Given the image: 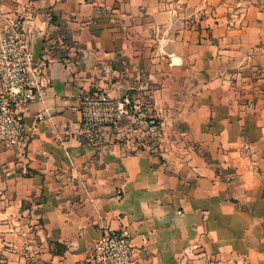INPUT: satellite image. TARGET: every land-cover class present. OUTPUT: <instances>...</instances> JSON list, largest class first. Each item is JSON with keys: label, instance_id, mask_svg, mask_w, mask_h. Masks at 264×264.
<instances>
[{"label": "crops", "instance_id": "crops-1", "mask_svg": "<svg viewBox=\"0 0 264 264\" xmlns=\"http://www.w3.org/2000/svg\"><path fill=\"white\" fill-rule=\"evenodd\" d=\"M0 9L27 13L42 47L65 29L80 56L63 49L41 75L24 155L0 143V264H96L109 228L130 235L135 264H264V0ZM88 89L142 94L155 150L79 142Z\"/></svg>", "mask_w": 264, "mask_h": 264}, {"label": "built area", "instance_id": "built-area-1", "mask_svg": "<svg viewBox=\"0 0 264 264\" xmlns=\"http://www.w3.org/2000/svg\"><path fill=\"white\" fill-rule=\"evenodd\" d=\"M35 34L27 13L0 9V143L13 147L19 157L24 155L28 138L24 108L40 99V77L57 52L74 45L71 34L63 29L50 36L39 55L33 57L31 43ZM65 54L62 53L68 62L80 59L75 51ZM141 95L110 96L102 89L83 90L78 106V141L98 151H111L115 141L123 140L155 150L161 132L159 118L146 110ZM134 249L129 234L109 228L95 244L94 260L96 264H135Z\"/></svg>", "mask_w": 264, "mask_h": 264}, {"label": "water", "instance_id": "water-1", "mask_svg": "<svg viewBox=\"0 0 264 264\" xmlns=\"http://www.w3.org/2000/svg\"><path fill=\"white\" fill-rule=\"evenodd\" d=\"M43 37H34L31 43V54L33 57H37L42 49Z\"/></svg>", "mask_w": 264, "mask_h": 264}]
</instances>
